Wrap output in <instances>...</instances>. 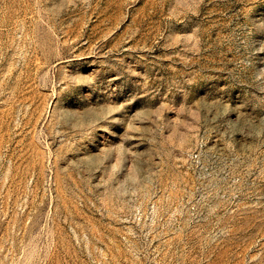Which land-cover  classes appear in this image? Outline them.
Returning a JSON list of instances; mask_svg holds the SVG:
<instances>
[{
	"label": "rangeland",
	"instance_id": "1",
	"mask_svg": "<svg viewBox=\"0 0 264 264\" xmlns=\"http://www.w3.org/2000/svg\"><path fill=\"white\" fill-rule=\"evenodd\" d=\"M0 264H264V0H0Z\"/></svg>",
	"mask_w": 264,
	"mask_h": 264
}]
</instances>
